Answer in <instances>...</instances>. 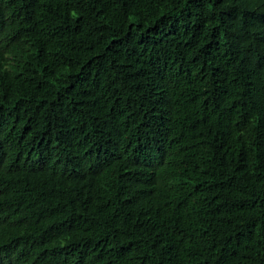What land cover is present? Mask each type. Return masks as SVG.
I'll return each mask as SVG.
<instances>
[{"label":"trees","instance_id":"obj_1","mask_svg":"<svg viewBox=\"0 0 264 264\" xmlns=\"http://www.w3.org/2000/svg\"><path fill=\"white\" fill-rule=\"evenodd\" d=\"M0 264H264V0H0Z\"/></svg>","mask_w":264,"mask_h":264}]
</instances>
